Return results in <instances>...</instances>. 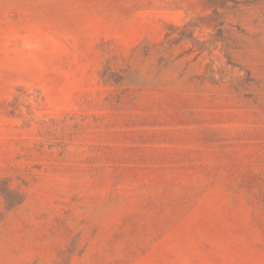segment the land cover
<instances>
[{"label": "rangeland", "instance_id": "rangeland-1", "mask_svg": "<svg viewBox=\"0 0 264 264\" xmlns=\"http://www.w3.org/2000/svg\"><path fill=\"white\" fill-rule=\"evenodd\" d=\"M0 264H264V0H0Z\"/></svg>", "mask_w": 264, "mask_h": 264}]
</instances>
